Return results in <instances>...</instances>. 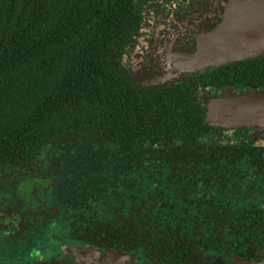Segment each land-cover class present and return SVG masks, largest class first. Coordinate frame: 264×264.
<instances>
[{
	"label": "flooded vegetation",
	"instance_id": "flooded-vegetation-1",
	"mask_svg": "<svg viewBox=\"0 0 264 264\" xmlns=\"http://www.w3.org/2000/svg\"><path fill=\"white\" fill-rule=\"evenodd\" d=\"M135 1L110 23L109 72L87 74L107 97L40 84L51 122L0 162V264H264V128L210 117L264 90V54L200 67L228 0Z\"/></svg>",
	"mask_w": 264,
	"mask_h": 264
},
{
	"label": "trees",
	"instance_id": "trees-1",
	"mask_svg": "<svg viewBox=\"0 0 264 264\" xmlns=\"http://www.w3.org/2000/svg\"><path fill=\"white\" fill-rule=\"evenodd\" d=\"M26 1L0 0V162L35 142L40 124L51 122L42 82H51L52 98L107 97L106 89L92 84L99 80L87 74L109 72L106 59L123 32L110 23L119 14L129 19L136 2L109 0L99 12L79 3L76 12L63 8L44 16L29 13Z\"/></svg>",
	"mask_w": 264,
	"mask_h": 264
},
{
	"label": "water",
	"instance_id": "water-1",
	"mask_svg": "<svg viewBox=\"0 0 264 264\" xmlns=\"http://www.w3.org/2000/svg\"><path fill=\"white\" fill-rule=\"evenodd\" d=\"M222 16L220 25L207 36L213 39L200 44L193 63L201 67L264 54V0H228ZM210 117L264 128V90L223 98L213 103Z\"/></svg>",
	"mask_w": 264,
	"mask_h": 264
}]
</instances>
